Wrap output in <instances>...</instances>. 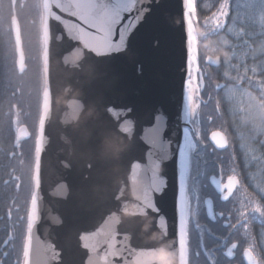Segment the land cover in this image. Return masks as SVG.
Returning <instances> with one entry per match:
<instances>
[{"label":"water","instance_id":"water-1","mask_svg":"<svg viewBox=\"0 0 264 264\" xmlns=\"http://www.w3.org/2000/svg\"><path fill=\"white\" fill-rule=\"evenodd\" d=\"M16 1L12 0L11 21L17 66L23 72L26 57ZM60 2L44 0L47 92L27 264H106L100 258L113 243L123 256H110L107 264H182L179 150L184 130L188 129L189 138L196 132L192 116L185 119V108H191L192 102L188 72L193 77L197 66L194 13L185 0H144L140 7L145 12L126 33L123 50L106 56L95 54L105 45L66 14L71 9L53 7ZM129 15L135 12L126 13L125 21ZM206 61L220 64L219 57L208 56ZM198 77L203 90L202 70ZM157 127L169 155L159 168L166 192L153 200L160 214L137 198L143 199L148 167L156 159L151 140ZM213 133L227 140L225 148L213 141ZM30 137V130L22 125L18 139ZM209 140L219 150L229 146L219 129L209 134ZM188 159L187 152L184 197ZM210 182L224 201L238 186L231 194L221 191L228 183L221 173L212 174ZM204 205L210 219L223 216L215 212L211 196ZM237 246L233 242L226 255L234 258ZM248 250L244 258L252 264ZM132 251L144 255L137 261Z\"/></svg>","mask_w":264,"mask_h":264},{"label":"trees","instance_id":"trees-1","mask_svg":"<svg viewBox=\"0 0 264 264\" xmlns=\"http://www.w3.org/2000/svg\"><path fill=\"white\" fill-rule=\"evenodd\" d=\"M194 1L198 70L203 72L205 86L201 90L198 80H193L196 132L191 140L196 147L188 159L185 193L189 210L187 264L197 258L196 249L199 262L210 264L203 246L209 251L232 242H238L241 261V252L247 247L264 264V216L250 211L256 205L264 207V0H229L228 20L218 30L211 17L223 0ZM16 9L26 56L23 72L16 63L12 0H1L0 264L26 263L47 92L44 0H17ZM208 56L219 57L220 64L207 63ZM231 85L236 87L230 97L226 91ZM23 124L32 135L20 141L18 129ZM214 129L226 133L227 149L218 150L210 143L208 136ZM219 171L224 181L230 176L238 180L228 201H222L209 182L210 175ZM206 195L214 198L223 218H208L203 204ZM219 259L221 264L226 260L222 253Z\"/></svg>","mask_w":264,"mask_h":264},{"label":"snow or ice","instance_id":"snow-or-ice-1","mask_svg":"<svg viewBox=\"0 0 264 264\" xmlns=\"http://www.w3.org/2000/svg\"><path fill=\"white\" fill-rule=\"evenodd\" d=\"M143 2L144 0H61L59 4H55L53 7L56 10H61L62 6L71 9L72 11L66 14L71 15L77 21H79V25L87 31H90L93 34V39H95L98 43L105 45L104 51L95 54L109 56L113 53H119L123 50L126 33H128L133 25L137 23V21L140 19L141 14L145 12V9L140 7ZM185 4L190 11H195L194 0H185ZM229 7V0H223V2L219 5V9L216 12L212 13L211 20L215 29L218 30L224 28L225 23L227 22L229 17ZM133 12H135V15H129V18L127 19V21H125V14H132ZM118 28L119 31H117ZM189 64H191V59L189 61ZM236 79L242 81V78L240 77H237ZM192 83V74L189 70L187 80L189 93H191L192 90ZM248 83L251 84L252 79H249ZM235 87V85L228 86L226 95L230 97L234 95ZM261 87H264V85H261ZM189 99H191V95H189ZM192 114L193 113L191 108L189 106H186L185 119H190ZM125 131H128V129L125 128ZM184 132V144L180 147L179 150L181 165L179 187V246L182 264H187L184 217V168L187 152L195 148L196 145L189 138L188 129H185ZM219 136H221L220 133H213L212 139L220 148H225L228 142L226 139H217V137ZM151 144L153 148V155L156 156V159L151 160L148 167V172L150 173V175L141 189L143 199H141V197L137 198L144 207L153 210L157 214H160V209L158 207H155V203L153 202V200L154 197L164 196L166 192V182L162 174L159 172V168L162 162L169 159V155L167 152V143L161 138V130L158 127L153 132ZM237 183L238 181L236 177L230 176L228 177V183L223 186L221 191L226 190L229 194H231L233 189L236 188ZM224 198L228 199L227 196H225ZM250 211L252 213H259L261 216H264V207H261L260 205H256ZM242 215L245 214L242 213ZM237 223H239V221H237ZM231 227H235V225H231ZM234 247L235 245H233V248ZM228 254H232L231 249H229ZM131 255L136 257V260L138 261L139 257L144 255V253H136V251H132ZM247 255L249 260L252 261V264H258L255 257L252 256L251 249L247 251ZM110 256H123V250H117L115 248V244L113 243L112 245H110L108 251H106L100 259L105 261L107 264ZM25 260L27 264L28 256L25 257ZM125 264H129V262L125 261Z\"/></svg>","mask_w":264,"mask_h":264},{"label":"flooded vegetation","instance_id":"flooded-vegetation-1","mask_svg":"<svg viewBox=\"0 0 264 264\" xmlns=\"http://www.w3.org/2000/svg\"><path fill=\"white\" fill-rule=\"evenodd\" d=\"M205 197L206 196H204V198ZM219 197L221 199V195L220 194H219ZM204 198H203V202H204ZM187 210H188V204H187V201L185 200V224H187V222H188L189 210H188V213H187ZM215 210H216V208H215ZM216 211L219 212L218 210H216ZM217 218H220V217H216V219L213 220V221H216ZM210 220H212V219H210ZM225 222H228V221L227 220H223L224 226H228L229 222L227 224ZM232 243L226 245L224 248H222L223 244L215 245L209 251H207V249L203 246V250L205 252V255L207 256V259H208L209 263L210 264H221L222 260L219 259V257H220V253H222L225 256V258H226V260L224 261L223 264H241L242 262H243V264H247L246 261H245V258H244V250L247 247L243 248V250L241 252L242 261H241L240 255L238 254L239 245L237 246V249L235 250V257L234 258H230V257H228L226 255V250ZM196 251H197L196 252L197 253V255H196L197 258L193 261V264H202L201 262H199V259L201 260V256L199 254L200 253L199 249H196ZM187 255H188V251H187ZM257 258L259 260V264H261L260 259H259L258 256H257Z\"/></svg>","mask_w":264,"mask_h":264},{"label":"rangeland","instance_id":"rangeland-1","mask_svg":"<svg viewBox=\"0 0 264 264\" xmlns=\"http://www.w3.org/2000/svg\"><path fill=\"white\" fill-rule=\"evenodd\" d=\"M192 13H194V11H191V14ZM196 18V17H195ZM194 18V19H195ZM193 33H194V35H195V37H196V29L194 28L193 29ZM197 53V52H196ZM195 53V54H196ZM194 59H195V62H196V65L198 64L197 63V58H196V55H195V57H194ZM197 69V67L195 68V70ZM192 79L193 80H195V71H194V73H193V77H192ZM195 91H196V86H194V81H193V83H192V90H191V93H190V95H191V98H192V102H191V110H192V118H193V116H194V112H195V108H196V106H195V103H194V96H195ZM189 155H190V151L188 152V158H189ZM189 173H190V170H189ZM185 182H186V180H185ZM187 213H188V210H187ZM184 217H185V213H184Z\"/></svg>","mask_w":264,"mask_h":264}]
</instances>
